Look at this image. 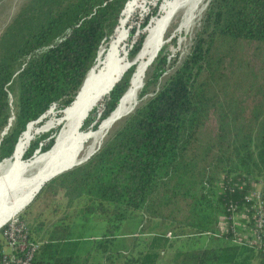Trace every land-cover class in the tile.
<instances>
[{"label":"trees","instance_id":"trees-1","mask_svg":"<svg viewBox=\"0 0 264 264\" xmlns=\"http://www.w3.org/2000/svg\"><path fill=\"white\" fill-rule=\"evenodd\" d=\"M128 2L21 6L0 36V135L12 108L15 115L0 162L12 157L30 123L55 104L70 107ZM144 41L127 53L130 60ZM169 69L162 50L146 72L141 104L87 161L33 200L64 217L53 224L39 212L33 222L31 212L20 218L40 244L32 264H264V237L250 248L218 236L220 217L250 206L246 178H264V0H211L189 55ZM134 72L109 90L84 124L94 129L84 132L113 113ZM41 143H31L25 159ZM95 219L104 222L101 236L87 235ZM134 219L140 224L121 234Z\"/></svg>","mask_w":264,"mask_h":264},{"label":"bare ground","instance_id":"bare-ground-1","mask_svg":"<svg viewBox=\"0 0 264 264\" xmlns=\"http://www.w3.org/2000/svg\"><path fill=\"white\" fill-rule=\"evenodd\" d=\"M150 1L157 0H130L126 4L121 13L118 30L108 40V44L101 47L96 65L85 77L70 107L60 117L50 110L38 122L30 123L20 136L12 157L0 162V228L15 219L31 203L46 181L69 168H75L94 153L111 127L136 106L146 71L150 67L149 63L155 60L161 51L164 37L176 16L181 12L185 15L179 25V31L189 28L202 13L204 8L200 9V6L206 2V0H163L159 14L147 27V36L140 52L133 60L127 59L122 56L124 44L128 39L126 25L131 17L137 11L144 9ZM133 66L136 69L129 88L116 109L96 131L84 132V124L91 112ZM51 116L53 117L45 123ZM57 127L61 129L51 149L25 161L24 156L31 142L37 136L51 132ZM89 143L92 145L87 149ZM39 152L41 151H36Z\"/></svg>","mask_w":264,"mask_h":264},{"label":"rangeland","instance_id":"rangeland-1","mask_svg":"<svg viewBox=\"0 0 264 264\" xmlns=\"http://www.w3.org/2000/svg\"><path fill=\"white\" fill-rule=\"evenodd\" d=\"M26 1H28V0H1L0 1V36L4 32V30L7 28V26L10 24V22L15 17V15L18 13V11L20 10L21 6ZM210 1L211 0H206V2H203V4L200 6V9L204 8L202 13L199 14L196 17V19L190 24L189 28H184L182 31L178 30L179 29V25L183 22V20L185 18L184 13L181 12L180 14H178L176 16V18L174 19L171 27L167 31V33H166V35L164 37V45H163L161 51L165 50V52L169 55L170 69L168 70V74H171L173 72V70L189 55V53L191 51V48H192V45H193V40H194L196 31H197V29H198V27L200 25V22H201V20L203 18V15H204V13H205ZM162 2H163V0L150 1L144 7V9L137 11L131 17L129 23L126 25V29H127V32H128V39H127L126 43L124 44V47H123V50H122V56H124L127 59H130V56H129V58L127 57V53H130V51L132 50L133 46L141 39L142 36H144L145 39H146L147 27L153 21L152 19L155 18L159 14L160 6H161ZM145 22H147L148 26L146 25L147 26L146 29L145 28H141V25L143 23H145ZM119 24H120V20H119ZM115 32H114V34H115ZM107 44H108V42L105 45H107ZM161 51L158 53L157 57L159 56ZM133 67L136 69L135 66H133ZM141 92H142V89L139 92V96H138V100H137L136 106L125 117L130 115L141 104V102H142L141 97H140ZM59 107L60 106L58 104H55L48 110V112L50 110H52V111H54V114L57 117H60V116H62L64 111H62L63 109L62 110L59 109ZM47 113H45V115H47ZM52 117L53 116L48 118L45 121V123H47L48 120L51 119ZM125 117H123L121 120L118 121V123L114 124L111 127V129L107 132L105 138L101 141L99 147H97L94 150V153L110 137V135L116 129L118 124ZM98 127H96L95 130H97ZM60 129H61L60 127H57V128H54L51 132H48L46 134H42L40 136H37L31 143H33V142H35L37 140H41L42 143H41V146L39 147V149H41L42 151L45 150V149H46V151L50 150V148L55 143L54 142L55 141V137L59 133ZM90 129H94V125L91 126L90 128L85 125L83 131H88ZM50 142H52V143H50ZM91 145H92V143H89L87 145V149H89L91 147ZM43 152H45V151H43ZM35 153H36V151L34 152V154ZM34 154H33V156H34ZM31 158H29V159H31ZM29 159H25V156H24V160L25 161H28ZM33 202L28 207H26L19 215H17L16 218L20 219L23 216L24 217H28L27 214L31 212V214H32L31 216L33 218H31V217H28V218L32 219V222H33L34 217H36V215H38V212H39V213H41L43 220L47 219L50 224H53V223H56L60 218H63L65 216L66 211L60 212L61 215H57L56 217L52 216L51 212L47 208H44V206L43 207H39L37 204L34 205ZM62 202L65 203L64 200H62ZM137 224H140V219H134L132 221H128L127 223H125V225L120 230L121 234H127L131 229H134ZM103 232H104V222L102 220L95 219L93 222H91V224L89 226V232H88L87 235L101 236V234Z\"/></svg>","mask_w":264,"mask_h":264},{"label":"built area","instance_id":"built-area-1","mask_svg":"<svg viewBox=\"0 0 264 264\" xmlns=\"http://www.w3.org/2000/svg\"><path fill=\"white\" fill-rule=\"evenodd\" d=\"M246 180L252 187L246 197L250 206L239 213L220 217L218 236H229L228 240L234 244L255 248L264 237V178L247 177ZM3 228H6L3 236L8 247L3 264H32L40 244L31 242L27 224L15 218Z\"/></svg>","mask_w":264,"mask_h":264},{"label":"water","instance_id":"water-1","mask_svg":"<svg viewBox=\"0 0 264 264\" xmlns=\"http://www.w3.org/2000/svg\"><path fill=\"white\" fill-rule=\"evenodd\" d=\"M98 57H99V54H98ZM98 57H97V60H98ZM154 62V60L152 61V62H150L149 63V66H151L152 65V63ZM130 68V67H129ZM122 79H120L119 81H118V83L121 81ZM117 83V84H118ZM13 101H11V103H12ZM11 111H12V118L9 120V123H8V125L6 126V128L4 129V131L2 132V134L0 135V145H1V142L3 141V139L8 135V133H9V130H10V128L12 127V125H13V123H14V121H15V115H14V112H13V108L11 109ZM33 123V122H32ZM41 146V145H40ZM39 151H41V149H38ZM93 155V154H92ZM92 155H90L85 161H87ZM7 160H9V159H6V160H4V161H2V162H5V161H7ZM85 161H83V162H85ZM83 162H81V163H79L78 165H80V164H82ZM78 165H76V166H78ZM74 168V167H73ZM73 168H69V169H67L66 171H64V172H61L60 174H58L57 176H59V175H61L62 173H65V172H67V171H69V170H71V169H73ZM56 176V177H57ZM55 177H53V178H51L50 180H48V181H46L44 184H43V186L41 187V189H40V191L43 189V187L45 186V184H47L48 182H50L52 179H54ZM40 191L38 192V194L40 193ZM37 194V195H38ZM36 195V196H37ZM35 199V198H34ZM33 199V200H34ZM33 200L31 201V203L33 202ZM30 203V204H31ZM30 204H28L26 207H28ZM2 228H0V230H1Z\"/></svg>","mask_w":264,"mask_h":264},{"label":"crops","instance_id":"crops-1","mask_svg":"<svg viewBox=\"0 0 264 264\" xmlns=\"http://www.w3.org/2000/svg\"><path fill=\"white\" fill-rule=\"evenodd\" d=\"M4 252L5 253H8V247H7V245H5V247H4Z\"/></svg>","mask_w":264,"mask_h":264}]
</instances>
